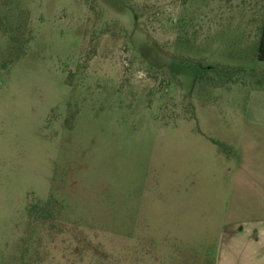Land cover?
<instances>
[{
  "label": "rangeland",
  "instance_id": "1",
  "mask_svg": "<svg viewBox=\"0 0 264 264\" xmlns=\"http://www.w3.org/2000/svg\"><path fill=\"white\" fill-rule=\"evenodd\" d=\"M263 22L264 0H0V264L255 256L223 180Z\"/></svg>",
  "mask_w": 264,
  "mask_h": 264
},
{
  "label": "crops",
  "instance_id": "2",
  "mask_svg": "<svg viewBox=\"0 0 264 264\" xmlns=\"http://www.w3.org/2000/svg\"><path fill=\"white\" fill-rule=\"evenodd\" d=\"M228 168L224 230L234 237L253 233L247 242L255 256H241L239 263L264 264V86H253L249 94L241 135ZM253 257V258H252Z\"/></svg>",
  "mask_w": 264,
  "mask_h": 264
},
{
  "label": "trees",
  "instance_id": "3",
  "mask_svg": "<svg viewBox=\"0 0 264 264\" xmlns=\"http://www.w3.org/2000/svg\"><path fill=\"white\" fill-rule=\"evenodd\" d=\"M258 58L260 60H264V22L262 26V31L259 39V45H258Z\"/></svg>",
  "mask_w": 264,
  "mask_h": 264
}]
</instances>
